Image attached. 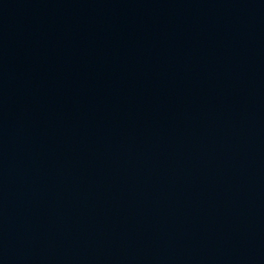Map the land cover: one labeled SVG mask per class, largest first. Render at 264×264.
I'll return each instance as SVG.
<instances>
[{"label": "water", "instance_id": "obj_1", "mask_svg": "<svg viewBox=\"0 0 264 264\" xmlns=\"http://www.w3.org/2000/svg\"><path fill=\"white\" fill-rule=\"evenodd\" d=\"M0 264H264V0H0Z\"/></svg>", "mask_w": 264, "mask_h": 264}]
</instances>
